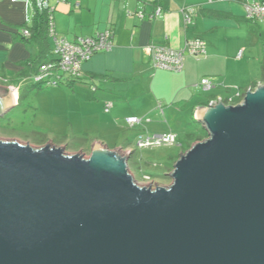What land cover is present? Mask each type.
<instances>
[{"label":"water","instance_id":"1","mask_svg":"<svg viewBox=\"0 0 264 264\" xmlns=\"http://www.w3.org/2000/svg\"><path fill=\"white\" fill-rule=\"evenodd\" d=\"M17 103L0 88V116ZM206 137L170 184H139L132 154L0 139V264H264V83L197 107Z\"/></svg>","mask_w":264,"mask_h":264},{"label":"crops","instance_id":"2","mask_svg":"<svg viewBox=\"0 0 264 264\" xmlns=\"http://www.w3.org/2000/svg\"><path fill=\"white\" fill-rule=\"evenodd\" d=\"M48 1L58 36L74 41L104 30L113 34L112 48L98 51L84 62L73 87L74 94L82 92L79 98L103 118L101 127L93 129L94 141L110 148L133 153L134 136L151 134L138 114L160 121L166 117V122L150 127L153 133L176 135L170 122L179 120L188 135L200 127L199 122L191 124L198 106L216 96L229 98L236 90L264 83V25L244 16L247 3L264 0ZM185 7L192 10L190 23L183 20L181 10ZM38 20L33 0H0V87L15 89L17 101L20 86L37 72L34 59L42 45L45 62L55 57L54 41L47 33L43 36ZM24 28L30 35L22 34ZM194 39L204 42L205 53H184L178 71L154 67L145 52L148 44L178 49ZM203 78L213 83L211 89L204 90L199 84ZM136 101L142 104L141 109L125 107ZM106 102H111L108 113L103 110ZM129 116L141 120L130 125L126 122ZM130 128L132 137L122 133Z\"/></svg>","mask_w":264,"mask_h":264},{"label":"rangeland","instance_id":"3","mask_svg":"<svg viewBox=\"0 0 264 264\" xmlns=\"http://www.w3.org/2000/svg\"><path fill=\"white\" fill-rule=\"evenodd\" d=\"M62 77L67 79L68 74L65 73ZM33 81L27 78L26 83L19 88L17 103L0 116V139H14L29 143L32 147H39L50 141L63 146L66 153L80 151L88 156L92 143L97 138L93 129L95 126L101 127L99 120L103 118L89 103L79 98L82 92L77 91L76 95L74 94L73 87L77 79H74L73 83L60 81L53 86L36 85ZM245 90L243 88L242 91ZM125 107L130 110H139L142 104L136 101ZM137 116L142 118L141 123L148 127L147 130L151 133L148 135L155 134L150 127L167 121L165 116H162L161 121L147 114ZM182 123L179 120L170 122L178 136L176 143L144 148L131 145L133 153L128 159V165L139 184L152 183L164 186L170 184L169 173L173 164L187 149L186 143L179 145L187 136L186 130H182L184 126ZM124 130L122 133L133 134L132 128L130 132L127 129ZM132 134L129 136L132 137ZM136 137L137 135L134 136V141ZM145 175H148L150 179H147Z\"/></svg>","mask_w":264,"mask_h":264},{"label":"built area","instance_id":"4","mask_svg":"<svg viewBox=\"0 0 264 264\" xmlns=\"http://www.w3.org/2000/svg\"><path fill=\"white\" fill-rule=\"evenodd\" d=\"M48 2V0H33L36 11H46L47 13V34L54 41L53 54L56 59L43 63L33 75V80L38 84L53 86L67 79H78L82 72L84 62L90 59L94 53L110 50L112 48L113 34L110 30H104L97 32L93 36L78 37L74 41H69L64 37H60L56 34L51 15L52 8ZM159 11L160 8L158 7L155 14L159 13ZM181 12L184 23H190L192 17L191 8H182ZM139 15L142 16V13H139ZM244 16L248 20L256 21L264 25V1L247 3L245 5ZM22 34L29 35L28 28L22 29ZM145 52L154 67L178 71L183 66L184 53L193 55L204 54L205 45L200 39L188 40L182 48L178 49L165 44H148L145 46ZM58 71L60 72L58 73ZM65 73L68 74L67 79L62 77ZM199 84L204 90H209L213 86V83L208 78L201 79ZM10 89L13 90V88ZM244 93L245 92L236 90L229 98L216 96L212 98L209 103L212 101L215 102L219 98V100H222L225 104H235L242 100ZM110 107L111 102H106L103 110L108 112ZM126 122L132 125L140 122V119L136 116H129L126 118ZM176 142L177 136L173 133H155L153 135L138 134L135 145L138 148H144L171 145ZM145 177L150 179L148 175H145Z\"/></svg>","mask_w":264,"mask_h":264},{"label":"trees","instance_id":"5","mask_svg":"<svg viewBox=\"0 0 264 264\" xmlns=\"http://www.w3.org/2000/svg\"><path fill=\"white\" fill-rule=\"evenodd\" d=\"M36 13H37V16H38V19H39L37 22L40 24L42 31H45V34L43 35L45 37L46 33H47V13H46V11H41V12L36 11ZM29 35H30V30H29ZM46 57H47L46 50H45L44 46L42 45V48H40L38 56L34 59V61L37 62V66L35 67V71H38L40 65L45 63L46 60L44 61V59ZM55 59L56 58L54 57L50 61H53ZM263 78H264V74H263ZM73 81H74V79H67L64 82L68 83V82H73ZM36 85H38V83ZM253 86L255 87L256 84H254ZM198 122H199L198 120H196L195 118H192V124L196 125V123H198ZM206 135H207L206 130L203 127H201V126L197 127L196 131L188 134L186 136L185 141L184 142H180L179 145H181L182 143H186L187 144V148H188L192 142H194L196 140H201L204 137H206Z\"/></svg>","mask_w":264,"mask_h":264},{"label":"bare ground","instance_id":"6","mask_svg":"<svg viewBox=\"0 0 264 264\" xmlns=\"http://www.w3.org/2000/svg\"><path fill=\"white\" fill-rule=\"evenodd\" d=\"M12 93H13V94H14V96H15V95H16V94H15V93H16V90H15V89H13V90H12ZM13 94H12V95H13ZM14 96H13V98H14Z\"/></svg>","mask_w":264,"mask_h":264}]
</instances>
